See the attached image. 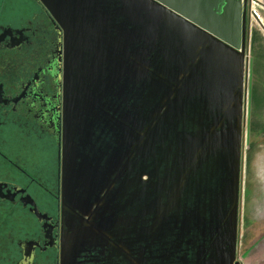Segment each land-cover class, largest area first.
I'll return each mask as SVG.
<instances>
[{
    "label": "flooded vegetation",
    "instance_id": "af4514ba",
    "mask_svg": "<svg viewBox=\"0 0 264 264\" xmlns=\"http://www.w3.org/2000/svg\"><path fill=\"white\" fill-rule=\"evenodd\" d=\"M123 5L0 0V264H243L239 203L237 225L216 209L220 159L190 168L177 148L186 108L153 151L170 96L143 112L137 78L120 80L138 57Z\"/></svg>",
    "mask_w": 264,
    "mask_h": 264
},
{
    "label": "water",
    "instance_id": "95a60500",
    "mask_svg": "<svg viewBox=\"0 0 264 264\" xmlns=\"http://www.w3.org/2000/svg\"><path fill=\"white\" fill-rule=\"evenodd\" d=\"M123 3V14L130 25L129 29L125 23L123 45L134 46L138 57L133 70L131 66L125 67L119 73L120 80H131L133 74L137 78L135 87L146 97V102L137 107L143 112L158 91L165 89L170 96L169 110L150 133L153 151L160 142L165 145L168 136L174 133V126L185 117L186 108L192 131L177 132L178 140L182 138L184 142L177 148L187 150L188 160L193 162L190 168L195 164L202 167L211 156L220 159L226 174L219 185L221 191L216 194V209L234 214L237 225L250 1L123 0ZM151 47L154 57L158 54L163 57L161 67L154 66L153 59L146 61L148 56L143 54ZM155 61H159V56ZM166 71L167 77L183 75L180 90V83L176 88L173 86L174 79L168 78V83H164ZM126 86L123 84L124 91Z\"/></svg>",
    "mask_w": 264,
    "mask_h": 264
},
{
    "label": "crops",
    "instance_id": "0c3cea01",
    "mask_svg": "<svg viewBox=\"0 0 264 264\" xmlns=\"http://www.w3.org/2000/svg\"><path fill=\"white\" fill-rule=\"evenodd\" d=\"M264 5V0H258ZM263 25L251 22L245 73L243 217L248 231L243 264H264V11ZM242 225V222H241Z\"/></svg>",
    "mask_w": 264,
    "mask_h": 264
},
{
    "label": "rangeland",
    "instance_id": "374dc122",
    "mask_svg": "<svg viewBox=\"0 0 264 264\" xmlns=\"http://www.w3.org/2000/svg\"><path fill=\"white\" fill-rule=\"evenodd\" d=\"M245 140H246V137H245V131H244V145H245ZM244 153V151H243ZM243 160V158H242ZM243 169V168H242ZM242 174H243V170H242ZM239 206H240V222H242V225H241V257L243 256V253L245 251V246H246V243H247V237H248V231L245 230L244 228V217H243V206H244V198H243V180L241 179V192H240V201H239Z\"/></svg>",
    "mask_w": 264,
    "mask_h": 264
},
{
    "label": "built area",
    "instance_id": "2783aa9c",
    "mask_svg": "<svg viewBox=\"0 0 264 264\" xmlns=\"http://www.w3.org/2000/svg\"><path fill=\"white\" fill-rule=\"evenodd\" d=\"M249 17L251 22H255L258 25H263L262 13L264 11V5H262L258 0H249Z\"/></svg>",
    "mask_w": 264,
    "mask_h": 264
}]
</instances>
